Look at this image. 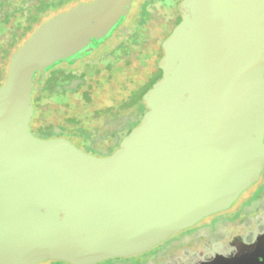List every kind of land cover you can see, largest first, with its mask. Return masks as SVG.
I'll return each instance as SVG.
<instances>
[{
	"label": "water",
	"instance_id": "95a60500",
	"mask_svg": "<svg viewBox=\"0 0 264 264\" xmlns=\"http://www.w3.org/2000/svg\"><path fill=\"white\" fill-rule=\"evenodd\" d=\"M132 0L42 21L0 85V264H92L144 253L224 211L264 167V0H181L147 110L97 156L32 133L33 80L106 38ZM228 264L216 254L198 264Z\"/></svg>",
	"mask_w": 264,
	"mask_h": 264
},
{
	"label": "rangeland",
	"instance_id": "374dc122",
	"mask_svg": "<svg viewBox=\"0 0 264 264\" xmlns=\"http://www.w3.org/2000/svg\"><path fill=\"white\" fill-rule=\"evenodd\" d=\"M78 1L87 2L90 0H0V46L8 40L11 28H16L15 34L17 36V43L9 51L7 59L4 61L0 55L1 83L6 77L12 53L37 26L35 24L32 29L28 30L30 22L37 17L39 21L45 20L58 10H65ZM145 1L132 0V7L120 26V30L118 29L114 33L105 46L114 45L127 31L128 33L132 31L134 27L132 20L138 18ZM144 8L147 12L144 29L150 41L147 47L149 56L143 62H140L138 58H132L129 65L123 66L121 70L108 79H106L107 73L105 71L98 72L92 78L93 85L90 100L87 103L79 93H68L63 103L56 102L55 99L45 98L39 114L40 125L71 130L73 134L71 137L67 135H62V137L84 151H86L84 145L92 138H94V145L103 147L107 145L108 139L99 138L96 136V132L102 133L112 128L114 121L111 118L116 112H121L126 117L134 112L135 108L128 101L134 93L141 91L158 74L159 70L155 66V60L160 42L165 33L173 29L174 23L179 21L181 16L180 3L178 8L176 5L171 7L167 3L154 1L146 4ZM100 49L86 57V60L77 61L72 65V68L81 71L86 63L96 58ZM1 52L0 47V54H2ZM67 67L71 69V66L62 63L61 69L57 73L63 74ZM39 73L41 72L37 74L39 75ZM259 188L264 190V183ZM247 195L254 197L255 194L253 191L247 192L245 190L240 194L239 201L236 200V203H240ZM239 203L232 209H235ZM243 208L245 210L244 215L233 221L227 217L223 218L228 215L229 210L220 211L204 217L196 224L197 227H188L172 235L168 240L158 243L152 249L141 254L128 256L124 260L130 263L145 260L140 264H189L201 257L209 256L215 251L227 250V239L233 229L240 231L247 226H264V195ZM221 218L223 219L220 221ZM206 225L209 227L216 225V227L214 229L204 228ZM163 249L165 250L161 252ZM153 254L157 255L152 257ZM97 264H111V262L107 260Z\"/></svg>",
	"mask_w": 264,
	"mask_h": 264
},
{
	"label": "trees",
	"instance_id": "16d2710c",
	"mask_svg": "<svg viewBox=\"0 0 264 264\" xmlns=\"http://www.w3.org/2000/svg\"><path fill=\"white\" fill-rule=\"evenodd\" d=\"M154 1H161L163 3H167L171 7L176 5L178 8H179V3L181 2V0H146L142 4L143 7L141 12L139 13L138 18L136 17L137 18V19L135 18L136 20L135 19L132 20L134 26L132 31L129 33L127 31L124 34V36L120 40H118L114 45L105 46L106 42L114 35V33L118 31V29L120 30V26L126 19L132 7V3H131V5L126 10L120 22L112 29V31L108 34V36L103 40H101L97 45L89 48L88 50L81 52L72 59L61 61L55 64L54 66H52L51 68L47 69L46 71H41L39 75L37 74L35 76L33 80V92H32L34 115L30 123L31 124L30 128L33 134H35L40 138L60 137L62 135H67L71 137L73 135L71 130H66L65 128L62 127L59 128L45 127L39 124V119H40L39 114L44 99L51 98V99H55L56 102L63 103L68 93L71 94L79 93L81 96H83V99L87 103L90 100L91 87L93 85L92 78L98 72L105 71L107 73L106 79H108L112 77L114 73L121 70L123 66L129 65L132 58H138L140 62H143L149 56L147 47L150 41L144 29V22L146 21V14H147L144 7H146V4ZM78 2H76L75 4H77ZM60 11H64V10L60 9L56 13ZM42 21H39L38 17L33 19V21L30 22L29 24L28 30L32 29V27L35 24H37L38 26ZM179 21L177 20L173 26H175ZM15 30H16L15 27L10 29L8 40L6 41L5 44H2L0 46L2 49L1 52L2 54L0 55L4 61L7 59V56L9 55V51L17 43V36L15 34ZM171 31L172 30L165 33L163 39L160 42V48L155 60V66L159 70L158 74L155 77H153L148 83V85H146L141 91L134 93L133 96H131V98L128 101V103H131L133 108H135L134 112L128 117H126L121 112H116V114L112 115L111 119L114 121L112 128L102 133H100V131L99 133L96 132V136H98L99 138L102 137L103 139H108L109 142L107 143V145L104 147L99 145L98 146L94 145L93 144L94 138H92L84 145L86 147L87 152L99 156H106L111 154L115 149L118 148L122 138L126 136L132 128H134L136 125L140 123L143 114L147 110L145 106V101L143 99V95L152 86V84L159 79V77L162 74V69L159 67V60L163 55L162 42L169 35ZM99 49L100 51L96 56V58L86 63L81 69V71H77V69L74 70L72 68V65L75 64L77 61L82 59L86 60V57L93 54L94 52H98ZM62 63H66L68 66H71V69L70 67H67L66 71H64L63 74H59L57 72L58 70L61 69L60 67ZM1 82H2V78H0V85L2 84ZM76 135L77 133L75 134V136Z\"/></svg>",
	"mask_w": 264,
	"mask_h": 264
},
{
	"label": "flooded vegetation",
	"instance_id": "af4514ba",
	"mask_svg": "<svg viewBox=\"0 0 264 264\" xmlns=\"http://www.w3.org/2000/svg\"><path fill=\"white\" fill-rule=\"evenodd\" d=\"M263 183H264V167L260 173L259 179L246 189L247 192L253 191L255 194L254 197H249V195H247V197L244 198L240 203L237 202L239 203V205L236 206L235 209H232L237 204L236 200H238L239 198L238 197L235 200V202L230 206V208L226 209L227 211L229 210V213L227 216H224L223 218L227 217L229 220L233 221L237 219L238 217L243 216L245 213V210L243 207L251 205L252 202L256 201L260 197L261 198L263 197L264 190L259 188L260 185ZM223 218H221L220 221ZM196 224L191 227H195ZM215 227L216 225H211V227H209V225H206L204 228L214 229ZM227 243H228L227 250L215 251L213 252V254L209 256L201 257L198 260H195L194 262H191L189 264H198L200 262L210 260L216 254H221V255H224L230 258V262H228V264H264V226H260V227H257V225L247 226V227H244V229L240 231L233 229L230 232V235L228 236ZM165 249H163L161 252H163ZM156 255L157 254H153L152 257ZM127 258L128 256L127 257H113V258L105 259L103 261L110 260L111 264H123V263L140 264L141 262L145 261V260H141L136 263H130L128 261H125ZM103 261H99V262H103ZM99 262H95L92 264H97ZM37 264H71V263L67 261H62V260L50 259V260H46L43 262H39ZM217 264H225V263L221 261L220 263H217Z\"/></svg>",
	"mask_w": 264,
	"mask_h": 264
}]
</instances>
